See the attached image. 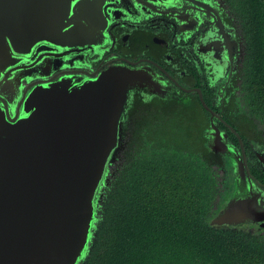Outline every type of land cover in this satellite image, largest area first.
<instances>
[{"label":"water","instance_id":"95a60500","mask_svg":"<svg viewBox=\"0 0 264 264\" xmlns=\"http://www.w3.org/2000/svg\"><path fill=\"white\" fill-rule=\"evenodd\" d=\"M107 2L0 0V264H80L91 244L130 94L148 82L123 66L87 77L58 72L77 52L109 41L113 12L123 17L125 7ZM219 36L207 50L216 57L224 45L229 63L236 43ZM148 83L160 95V84ZM195 91L210 113L205 146L227 155L226 134L212 117L222 120ZM232 160L239 176L243 167ZM208 223L264 226V197L231 196Z\"/></svg>","mask_w":264,"mask_h":264},{"label":"trees","instance_id":"16d2710c","mask_svg":"<svg viewBox=\"0 0 264 264\" xmlns=\"http://www.w3.org/2000/svg\"><path fill=\"white\" fill-rule=\"evenodd\" d=\"M234 2L243 43L239 96L247 111H239L244 129L233 123L239 112L228 111L226 120L242 136H259L245 114L264 125V0ZM181 102L131 103L81 264H264V237L256 230L208 223L228 192L218 190L212 174L221 161L205 146L207 113L196 97Z\"/></svg>","mask_w":264,"mask_h":264},{"label":"flooded vegetation","instance_id":"af4514ba","mask_svg":"<svg viewBox=\"0 0 264 264\" xmlns=\"http://www.w3.org/2000/svg\"><path fill=\"white\" fill-rule=\"evenodd\" d=\"M107 3L114 9L125 7L123 17L118 11L113 12L115 20L111 24L109 41L98 49L85 48L77 52L67 61L68 67L58 69L59 73L70 71L87 77L106 67L123 66L128 70H140L143 73L138 71L139 74L148 82H158L160 95L151 93L148 82L140 91H132L125 109V125L131 123L128 115L131 103L145 102L150 98L165 102V108L173 101L190 103L196 93L186 90L196 87L207 100L208 107L220 117L225 111L237 112L234 99L238 96L243 43L231 12H236L234 0H174L167 4L146 0H108ZM222 34L226 36L225 40L236 43V50L229 49V63L224 45H219L221 50L216 57L207 50L215 47L209 41H222L219 36ZM61 63L63 60L58 58L57 65ZM225 66L228 69L222 76ZM214 71H218V75L213 76ZM209 117L207 112L206 126ZM235 117L239 119L238 115ZM212 122L214 126H220L215 117H212ZM226 141L229 153L223 156L225 170L224 177L220 178L223 191L228 192L226 201L230 196L237 198L257 192L264 197V136H247L241 145L232 135H227ZM227 157H236L243 167L242 174H234L229 160L227 165ZM244 225L248 231L264 233V227L258 224Z\"/></svg>","mask_w":264,"mask_h":264},{"label":"clouds","instance_id":"9594fccd","mask_svg":"<svg viewBox=\"0 0 264 264\" xmlns=\"http://www.w3.org/2000/svg\"><path fill=\"white\" fill-rule=\"evenodd\" d=\"M241 70V69H240ZM216 75H218V71H214L213 72V76H216ZM213 76H211V78H213ZM239 79H240V77H239ZM216 80H217V78L214 80L215 82H216ZM239 87V86H238ZM195 89H199L198 87H196V88H194V89H191V90H193L195 93H196V99L198 100V102L200 103V101H199V98H198V94H197V92L195 91ZM191 90H189V91H191ZM199 91H200V89H199ZM200 94H201V91H200ZM189 95H192V94H189ZM201 98H202V100H203V102H204V104L208 107V105L206 104V101H205V99H204V96L201 94ZM200 106L202 107V105H201V103H200ZM130 107V106H129ZM203 108V107H202ZM209 108V107H208ZM131 109V108H130ZM129 109V110H130ZM210 109V108H209ZM203 110H205V112L207 111L205 108H203ZM212 112H214L222 121H220V120H217L216 118V120L220 123V126L219 127H216L217 129H219L221 132H226L225 134H226V138L225 139H227V135H232V136H234V137H236L237 139H238V144L239 145H241V142L243 141V139L245 138V137H247V136H242V135H240V132H239V130L238 129H235L234 128V126L236 125V124H238L239 126L238 127H240V128H242L243 127V129H244V126H243V124H242V122H241V120H240V113H239V119H237L235 116L236 115H238V113L237 114H235V116H233V118H234V126H232V125H230L228 122H227V120H226V117H228L227 115H228V112L227 111H225L224 113H223V117H220L219 116V114H217L215 111H213L212 109H210ZM208 112V111H207ZM206 112V113H207ZM209 113V112H208ZM209 115H210V113H209ZM214 118V117H213ZM225 124H227L228 126H230L231 128H232V130H230L228 127H226L225 126ZM206 129H207V126H206ZM205 129V130H206ZM237 134V135H236ZM254 136H256V135H254ZM260 136V135H259ZM125 140H126V136H125ZM228 148V147H227ZM218 157H219V159H220V163H221V165L223 166V171L221 172V173H223L224 172V170H225V166H224V163H223V156H219V155H217ZM224 156H226V154L224 155ZM230 161V163H233V160L230 158V157H227V165L229 166V161ZM231 166H232V164H231ZM216 167H217V165H214V167H213V169H212V174L213 175H215V170H216ZM222 177H224V173H223V175H222ZM219 184V183H218ZM223 186V185H222ZM219 187H220V184H219ZM220 190L223 192V187H222V189L220 188ZM225 192V191H224ZM231 197V196H230ZM234 197V196H233ZM227 198H228V196H227ZM226 198V199H227ZM230 199V198H229ZM228 199V200H229ZM227 200V201H228ZM226 201V200H225ZM225 201H224V203H225ZM226 201V202H227ZM226 204V203H225ZM225 204H223L222 205V207L225 205ZM221 207V208H222ZM220 208V209H221ZM220 209H218L217 210V212L220 210ZM216 212V213H217ZM215 213V214H216ZM214 214V215H215ZM213 217V216H212ZM211 217V218H212ZM210 218V219H211ZM209 219V220H210ZM246 224V223H245ZM251 224H253V223H251ZM241 225H244V224H241ZM241 225H236V226H230V227H237V226H241ZM217 226V225H216ZM221 226H228V225H221ZM261 227H264V226H261ZM253 232V231H252ZM256 232V234L258 235V231H255Z\"/></svg>","mask_w":264,"mask_h":264},{"label":"rangeland","instance_id":"374dc122","mask_svg":"<svg viewBox=\"0 0 264 264\" xmlns=\"http://www.w3.org/2000/svg\"><path fill=\"white\" fill-rule=\"evenodd\" d=\"M228 8L229 7H231L230 6V4H227L226 5ZM230 9V8H229ZM231 10V9H230ZM231 12L234 14L233 16H234V18H236V20H235V23H236V25H237V28H238V30H239V32H240V35H241V26H240V20H239V16H238V14H237V12H233L232 10H231ZM231 16V15H230ZM231 18L233 19V17L231 16ZM234 20V19H233ZM238 75H239V77H240V79H239V87H238V96H236L235 97V99L237 100V102H238V109H237V112H241V111H243L244 109L247 111V109H246V107H245V105L243 104V101H242V99H241V96H239V94H240V85H241V77H242V70H239V72H238ZM130 106H131V104H130ZM239 112V113H240ZM202 113H200L199 112V115H201ZM245 114V113H244ZM248 118H250L251 119V121H252V123H253V125L255 126V129H256V132H257V134H260V136H264V125L262 124V120L258 117V116H252V115H247V114H245ZM228 116H233V114H229ZM253 132H254V130H252V132H250L249 133V135H252L253 134ZM223 171V166L221 165V164H219V165H217V167H216V170H215V175L213 176L214 178H215V182H216V184H217V187H218V190L219 191H221L220 190V188L222 189V183H221V181H220V178L222 177V175H223V173H221ZM111 172H113V169L111 170ZM114 174H115V170H114V172H113ZM107 182V181H106ZM220 184V187H219V184ZM105 185H106V183H105ZM105 187V186H104ZM103 191V190H102ZM221 196V195H220ZM101 197H102V193H101ZM100 201H101V199H100ZM99 210H100V206H99V208H98V212H97V217H96V224H97V221L99 220ZM95 224V225H96ZM97 227V226H96ZM96 229V228H95ZM264 228H262V230H263ZM259 235H261V236H263L264 237V233H260V232H257ZM93 239V238H92ZM81 264V263H80Z\"/></svg>","mask_w":264,"mask_h":264}]
</instances>
